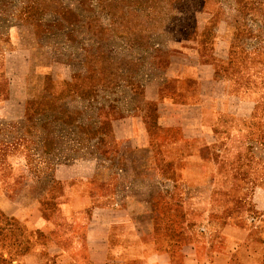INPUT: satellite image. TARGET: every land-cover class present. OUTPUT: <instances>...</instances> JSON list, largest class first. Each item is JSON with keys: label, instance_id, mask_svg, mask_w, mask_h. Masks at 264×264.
<instances>
[{"label": "rangeland", "instance_id": "obj_1", "mask_svg": "<svg viewBox=\"0 0 264 264\" xmlns=\"http://www.w3.org/2000/svg\"><path fill=\"white\" fill-rule=\"evenodd\" d=\"M201 59L219 61L238 92L264 105V0H0V264H82L77 247L96 206L130 211L139 235L151 209L139 200L152 194L161 229L169 212L175 231L184 210L205 216L211 188L147 187L145 170L119 173L117 162L147 156L117 155L113 138L114 119L140 112L150 81ZM247 146L252 171L264 138ZM74 164L82 174L95 164V177L57 178ZM243 173L214 188L217 226L243 222L253 191ZM118 174L136 185L101 201Z\"/></svg>", "mask_w": 264, "mask_h": 264}, {"label": "crops", "instance_id": "obj_2", "mask_svg": "<svg viewBox=\"0 0 264 264\" xmlns=\"http://www.w3.org/2000/svg\"><path fill=\"white\" fill-rule=\"evenodd\" d=\"M218 62H172L168 73L147 84L144 105L138 114L114 119L113 133L117 155L147 156L144 161L117 162L119 173L145 170L147 187H168L173 191L211 188L208 212L203 217L184 210L177 231L172 225L174 214L169 212L166 228L161 229L157 219L165 215L156 210L159 200L152 194L139 200L151 204L148 231L139 235L130 211L96 206L88 217L82 244L77 247L85 252L82 264H264V161L251 171L247 146L264 138V105L238 92ZM83 167L74 164L62 168L57 178L72 183L95 177V164L86 167L85 174L81 172ZM241 167L244 185L253 188L242 214L243 222L230 217L217 226L211 210L214 188L235 185L224 182L235 180ZM119 177L118 174L113 183L106 184L116 188L113 197L101 190V201L117 199L121 185H136L134 178L120 182ZM88 197L90 201L91 194ZM173 201V196H168L166 202ZM94 239L96 242H92ZM92 252L103 253V261L91 262Z\"/></svg>", "mask_w": 264, "mask_h": 264}]
</instances>
